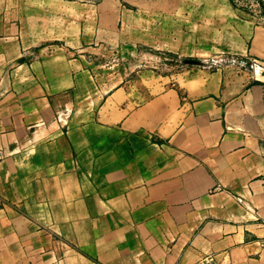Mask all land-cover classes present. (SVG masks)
Instances as JSON below:
<instances>
[{
  "label": "crops",
  "instance_id": "obj_1",
  "mask_svg": "<svg viewBox=\"0 0 264 264\" xmlns=\"http://www.w3.org/2000/svg\"><path fill=\"white\" fill-rule=\"evenodd\" d=\"M0 264H264V10L0 0Z\"/></svg>",
  "mask_w": 264,
  "mask_h": 264
},
{
  "label": "rangeland",
  "instance_id": "obj_2",
  "mask_svg": "<svg viewBox=\"0 0 264 264\" xmlns=\"http://www.w3.org/2000/svg\"><path fill=\"white\" fill-rule=\"evenodd\" d=\"M86 3H98L101 0H83ZM122 5H125V8L136 10L140 8L143 0H119ZM147 1V0H146ZM201 1V0H199ZM232 5L235 8H240L246 10L249 14L258 15L261 13V9L264 10V4L257 5L256 0H230ZM260 6V7H259ZM140 13V12H139ZM138 20L141 19L139 14ZM135 20L129 16V20ZM258 20H261V17H258ZM137 51L134 52L129 58H120L116 52L109 55L103 56L102 61L99 63L102 65L100 68L101 71H98V77H101V80L110 81L109 85H112L116 79L123 77V74H127L129 77H136L137 72L150 70L154 71V74H168L174 70H180L181 68L185 69L186 65L189 63H184L183 58L173 56L168 52L157 51L151 49H145L141 45L136 47ZM209 57H198V58H189V59H198L200 62L205 64H219L221 62H226L230 59H218ZM230 58V57H228ZM236 62H241L240 59H237ZM155 66V67H154Z\"/></svg>",
  "mask_w": 264,
  "mask_h": 264
},
{
  "label": "water",
  "instance_id": "obj_3",
  "mask_svg": "<svg viewBox=\"0 0 264 264\" xmlns=\"http://www.w3.org/2000/svg\"><path fill=\"white\" fill-rule=\"evenodd\" d=\"M184 63H194V64H204L203 62H200L198 59H183Z\"/></svg>",
  "mask_w": 264,
  "mask_h": 264
},
{
  "label": "built area",
  "instance_id": "obj_4",
  "mask_svg": "<svg viewBox=\"0 0 264 264\" xmlns=\"http://www.w3.org/2000/svg\"><path fill=\"white\" fill-rule=\"evenodd\" d=\"M260 4H264V0H259ZM258 5V2H257Z\"/></svg>",
  "mask_w": 264,
  "mask_h": 264
}]
</instances>
